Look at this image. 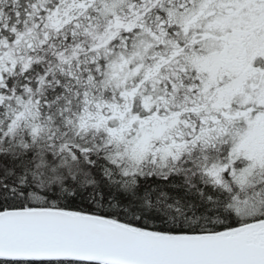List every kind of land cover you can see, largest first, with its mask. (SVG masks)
<instances>
[{
  "label": "snow or ice",
  "instance_id": "1",
  "mask_svg": "<svg viewBox=\"0 0 264 264\" xmlns=\"http://www.w3.org/2000/svg\"><path fill=\"white\" fill-rule=\"evenodd\" d=\"M0 264H264V0H0Z\"/></svg>",
  "mask_w": 264,
  "mask_h": 264
}]
</instances>
